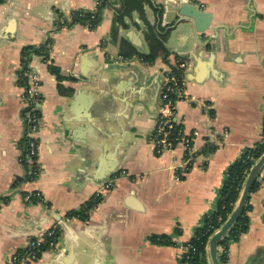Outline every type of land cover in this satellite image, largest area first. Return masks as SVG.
<instances>
[{
  "label": "crops",
  "instance_id": "1",
  "mask_svg": "<svg viewBox=\"0 0 264 264\" xmlns=\"http://www.w3.org/2000/svg\"><path fill=\"white\" fill-rule=\"evenodd\" d=\"M97 1L0 0V264L56 224L57 246L39 264H184L182 247L217 209L227 171L264 141V0H193L211 14L208 30L198 33L189 22L173 27L168 57L152 64L142 58L150 52L146 21L134 12L116 22L120 0L103 9L95 29L65 24L72 11L95 10ZM170 1L150 0L146 20L156 26ZM122 42L135 51L132 57L122 55ZM46 44L49 58L30 63L43 103L41 173L28 181L17 76L23 49ZM179 61L188 63V97L177 103L176 121L198 151L182 179L175 168L183 148L159 153L153 138L163 73ZM60 85L72 94H61ZM79 91L84 95L74 101ZM117 160L116 184L89 219L68 218L95 197L102 173ZM258 181L249 230L230 244L226 264H264V168ZM35 191L42 199L26 202L24 195Z\"/></svg>",
  "mask_w": 264,
  "mask_h": 264
},
{
  "label": "trees",
  "instance_id": "2",
  "mask_svg": "<svg viewBox=\"0 0 264 264\" xmlns=\"http://www.w3.org/2000/svg\"><path fill=\"white\" fill-rule=\"evenodd\" d=\"M99 1L100 2L97 6V10L95 11L88 9L72 11L71 20H65V22L67 21L65 24L67 26L81 24L86 25L91 29H95L101 21L103 9L114 6L112 0ZM149 3L150 0H120V7L116 9L115 13L116 22H119L120 24H123L124 19L128 16H131L134 12L139 13L143 20L146 21L145 34L150 47V52L149 54L142 56V58L144 62L152 64L158 57H168L169 51L165 46V42L170 31H166L164 28H157L146 20L145 5ZM60 17L61 19H65L63 15H60ZM62 26L63 25H59V27ZM47 45L48 44L41 46H28L23 49V68L20 72L21 85H27V77L25 74L29 70L30 63L34 56H43L46 59L49 58V47ZM121 52L125 58L132 57L135 54V51L131 48H128L125 42L121 43ZM49 70L51 73L55 74L60 81L63 79V76L60 74V71L57 67L50 65ZM59 91L63 95L72 94V90L66 89L62 85L59 86ZM179 128H181V126L175 124L173 135H177V130H179ZM23 146L24 151H26L25 143H23ZM212 149H215V147L211 148V150ZM263 154L264 141L263 143H258L254 148L247 149L244 154L229 168L224 186L220 190L218 207L213 213L205 218L203 224L196 230L194 237L189 241L191 246L195 247L196 250H191L189 253L185 254L183 256V262L189 261V264H209L207 257L208 240L213 232H215L226 221L229 214L232 212L251 167ZM25 166L28 168L26 163ZM258 187L259 181L257 180L252 192L256 191ZM33 199L34 202L38 201L35 198ZM101 200V197L91 198L80 209L69 211L67 217L70 219L77 218L87 221L89 219L91 210L94 209L101 202ZM251 209L252 207L249 205L248 201L242 216L219 245L220 248L227 250L232 242H237L243 234L248 232L250 226L249 211ZM219 218H222V221H219ZM59 235L60 229L56 235L57 240L59 239ZM151 240L159 244L169 245L172 243V239L168 236H152ZM219 260L220 264H226L228 262L227 253L219 251Z\"/></svg>",
  "mask_w": 264,
  "mask_h": 264
},
{
  "label": "built area",
  "instance_id": "3",
  "mask_svg": "<svg viewBox=\"0 0 264 264\" xmlns=\"http://www.w3.org/2000/svg\"><path fill=\"white\" fill-rule=\"evenodd\" d=\"M193 1V0H192ZM100 1L96 2V8ZM93 10V11H95ZM23 68V65L22 67ZM188 63L186 61H179L173 67L168 68L164 72V83L160 95L159 110L155 121V128L153 133L154 142L159 153L171 151L174 146H181L183 148L182 163L175 168L176 178H184L192 169L195 159L198 156V151L194 146V139L192 136L186 135L183 128L177 130V135H173V129L176 121L177 103L180 100L186 99V72ZM27 85H21V77L17 76L18 84L24 89L22 100L24 103V124L25 137L23 143L26 145L21 161L28 165V181L37 179L41 173L40 165L37 163L39 154V140L41 113L40 107L43 103V95L41 92V79L39 74L32 69L31 65L26 72ZM116 176L111 177L96 193L94 198L102 197L103 193L109 192L116 184ZM40 201L42 194L39 191L27 193L24 195V200L28 203H33L34 199ZM222 221V218H219ZM59 225L56 224L50 230L33 237L28 241L25 247L16 251L6 262V264H39L42 255L45 251L54 250L57 246L56 235L59 231ZM183 254L189 253L196 248L191 246L190 242L183 247ZM220 252L227 253L228 251L220 248ZM184 264H189L185 261Z\"/></svg>",
  "mask_w": 264,
  "mask_h": 264
},
{
  "label": "water",
  "instance_id": "4",
  "mask_svg": "<svg viewBox=\"0 0 264 264\" xmlns=\"http://www.w3.org/2000/svg\"><path fill=\"white\" fill-rule=\"evenodd\" d=\"M168 3H164L163 5V14L159 19V22L156 23L157 28H164L166 31H171L173 27H177L179 24L184 22H189L194 24L198 33H205L211 25V14L202 10L192 0H172L169 4ZM166 48L168 47L166 46ZM83 95L84 92H77L76 95H74V101H78V98ZM263 168L264 154L259 157L251 167L232 212L229 214L226 221L210 236L207 244V257L209 264H220L219 245L242 216L251 197L255 183L258 180ZM118 169L119 160H117L107 171H105V173H102L103 176L100 179H104V181H102L103 183L101 186L109 181L111 177L117 173ZM59 223L63 229L66 230L68 228L67 220L61 219Z\"/></svg>",
  "mask_w": 264,
  "mask_h": 264
}]
</instances>
